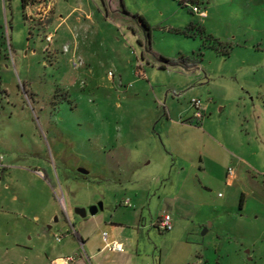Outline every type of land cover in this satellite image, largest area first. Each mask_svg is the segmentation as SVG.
I'll return each instance as SVG.
<instances>
[{"label": "rangeland", "instance_id": "1", "mask_svg": "<svg viewBox=\"0 0 264 264\" xmlns=\"http://www.w3.org/2000/svg\"><path fill=\"white\" fill-rule=\"evenodd\" d=\"M194 1L201 15L178 0H26L24 21L20 0L4 12L0 0V34L18 45L0 56L1 198L12 225L33 228L35 203L53 202L52 222L38 225L55 238L66 209L99 201L139 264H159V248L160 264H264V0ZM176 70L190 76L173 79ZM189 82L209 109L185 141L163 99ZM17 182L27 204L10 203ZM165 212L174 232L151 225Z\"/></svg>", "mask_w": 264, "mask_h": 264}, {"label": "crops", "instance_id": "2", "mask_svg": "<svg viewBox=\"0 0 264 264\" xmlns=\"http://www.w3.org/2000/svg\"><path fill=\"white\" fill-rule=\"evenodd\" d=\"M1 5L4 12L5 0H2ZM49 5L51 6L52 3ZM49 5V12L52 13L53 9ZM36 9L38 13H35L34 15V19H36V22H33L35 24H37V17H41L43 15L39 13V11L41 10H39V7ZM21 12L23 20L27 21V19H25V16L27 17L29 15V6L26 5L24 9H22L21 7ZM50 13L47 18L49 19V23L47 25L48 29L53 26V23L51 22L52 20L50 18ZM80 20L81 18H77L76 21L80 22ZM1 22L2 20L0 18V23ZM56 28L57 26L54 27V29ZM10 29L13 30L14 28L10 27ZM30 29V32L28 33H31ZM37 29L41 31L40 26H37ZM4 37L5 32L0 34V56L1 53L4 51L3 47L6 42L7 45L10 47L12 53H15L16 51L14 49L15 46L18 47V45H16V43L12 39V35H9V37L7 36L8 41L6 42H4ZM161 62L167 64V62L163 61L162 59ZM160 69H165V65H160ZM145 73L148 75L149 73L152 74L153 71L146 70ZM184 74H187V72L182 70H176L175 72L172 71L170 73V75L173 76V79L176 80H178L179 77L182 79L190 76L189 74H187V76H185ZM191 82L188 83L190 84V86L184 88V90L181 91V94L171 97L170 93H165L163 99L165 103V106H163L165 114L167 115L168 119H173V129H178L181 134V137L185 141V133L193 131L199 133L202 131L199 126L191 125L194 119L191 100L196 96H199V94H202V91H199V86L192 85ZM200 84H203V82H201ZM204 106L205 110L207 111L209 109V105L206 104ZM195 120L202 122V126L204 125V123H206V119L203 117L201 118V120L197 118H195ZM173 164H176L174 160ZM8 166L9 165L3 163V167L0 168V264H59L58 260L67 256L73 257V260L67 264H88V260H91L92 264H139V249H133L134 244L132 240L129 243H124V241H128L127 237L123 235L122 231L118 230L119 228L117 227L115 222H107L108 216L106 213L101 212L104 207L103 203L99 201L93 202V205L100 204V207H98L97 211L94 214H90L88 212V208L93 206L92 202L89 205L81 204L79 206L71 207L69 211L71 212V215H68V211L66 209L69 226L67 227L62 223L61 226L58 225L57 229L60 227H62V229H60L61 233L55 235V238H53L52 232H47L45 231V229H42V227L38 225L39 222L43 224H49L50 222H52V217L56 213L55 204H53V202H51V204L49 203L48 207H46L47 203L43 204L40 201H37L35 203L38 209L36 210V212H39L41 216L37 215V213H34L35 221H30V223L34 224L33 228L31 226L27 227V223L23 224L24 227H22L23 225L19 224H17V227L12 225L10 214L2 210V206L4 205V203H2L1 198V192L4 189H7L4 180V171ZM12 166L15 167L16 165ZM21 169L23 171H28L23 167H21ZM28 173L30 177L38 180L41 179V177H45L44 172L40 169H34V171H28ZM227 175L228 178H232L234 176L233 174L229 175L228 173ZM42 184L44 185L43 187L47 188L45 182H42ZM13 189V196L11 197L10 195L9 197L10 203L27 204V194H24V191L26 193L27 190H24V185L18 184L17 182V186H14ZM174 191H176V188L173 184V192ZM49 201L52 200L50 199ZM59 201L65 208V203L61 200V198H59ZM50 208L51 210H49ZM81 208H85L86 210V213L83 216L76 212L78 210H81ZM143 213V211H140L138 219L142 218ZM161 216L162 215H159L156 220H152L151 225L157 226L156 223L161 218ZM6 222L8 223V229L6 228V230L3 231V224H5ZM177 226V222H175L174 225L172 222V228L170 230L174 232ZM48 228H51V226H48ZM103 228H107V230H104ZM102 230L107 233L106 240L102 235V233L104 232ZM111 241H117L119 243H122L123 251L118 252L106 248L105 243ZM136 241V245L138 246L139 241ZM81 249L87 256V260L83 256H81ZM165 254L166 253L164 252V250L159 248V264L163 261V257L165 256ZM153 256H155V254H153Z\"/></svg>", "mask_w": 264, "mask_h": 264}, {"label": "built area", "instance_id": "3", "mask_svg": "<svg viewBox=\"0 0 264 264\" xmlns=\"http://www.w3.org/2000/svg\"><path fill=\"white\" fill-rule=\"evenodd\" d=\"M178 1L180 3H182L183 5L190 4L191 11L193 13L200 14V15L202 14V8L197 3V1H194V0H178ZM45 39H46V41L51 42L52 41V35L48 34ZM191 106L193 108L194 118L201 119L203 117L204 112H205V106L203 105L201 100L197 99V98H193L191 100ZM2 161H3V156L0 155V168L3 167ZM228 174L229 175L232 174L231 169L228 170ZM156 224H157L158 228H160L161 230H164V231L170 230L172 228L171 215L168 213L163 214L161 216V218L157 221ZM103 237L106 240V237H107L106 233H103ZM105 247L110 249V250H113V251H118V252L123 251L122 243H119L117 241L106 242ZM72 260H73L72 256H67V257L60 258L58 260V263L59 264H67V263L71 262Z\"/></svg>", "mask_w": 264, "mask_h": 264}, {"label": "water", "instance_id": "4", "mask_svg": "<svg viewBox=\"0 0 264 264\" xmlns=\"http://www.w3.org/2000/svg\"><path fill=\"white\" fill-rule=\"evenodd\" d=\"M98 207H100V204L93 205V206H91V207L88 208V212L90 214H94L97 211ZM76 212H78L80 215L83 216V215H85L86 210H85V208H81V210H78ZM203 232H205V229L203 230Z\"/></svg>", "mask_w": 264, "mask_h": 264}, {"label": "trees", "instance_id": "5", "mask_svg": "<svg viewBox=\"0 0 264 264\" xmlns=\"http://www.w3.org/2000/svg\"><path fill=\"white\" fill-rule=\"evenodd\" d=\"M20 2H21V7H22V9H24V7L26 6V0H20ZM193 25L191 24L188 28L189 29H193ZM162 60L163 61H166L167 63H173V61L172 60H169V59H165V58H162Z\"/></svg>", "mask_w": 264, "mask_h": 264}]
</instances>
